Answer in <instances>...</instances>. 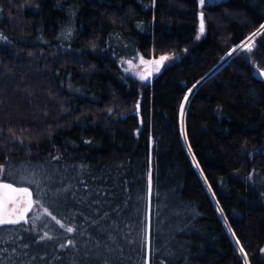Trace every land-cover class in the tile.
I'll return each mask as SVG.
<instances>
[{"label":"trees","instance_id":"1","mask_svg":"<svg viewBox=\"0 0 264 264\" xmlns=\"http://www.w3.org/2000/svg\"><path fill=\"white\" fill-rule=\"evenodd\" d=\"M262 25L264 0H0V179L35 197L0 264H264Z\"/></svg>","mask_w":264,"mask_h":264},{"label":"snow or ice","instance_id":"2","mask_svg":"<svg viewBox=\"0 0 264 264\" xmlns=\"http://www.w3.org/2000/svg\"><path fill=\"white\" fill-rule=\"evenodd\" d=\"M203 2V0H201ZM264 28V25L261 26ZM204 31V22L203 18H201L200 24V32L203 33ZM165 59L164 57L161 58L162 60ZM160 62H157L159 64ZM157 70L158 67H157ZM145 77H141L144 79ZM187 99V97H185ZM11 210L9 209V206ZM33 205L32 200V193L29 192L27 188H16L13 187L11 184L8 183H0V224H15L19 223L21 220L24 219L25 214L31 210ZM10 216H16V218H10ZM59 223V221H57ZM66 231L72 232V228H67ZM239 243V241H237ZM243 252V248L240 249ZM247 264V261H245Z\"/></svg>","mask_w":264,"mask_h":264},{"label":"rangeland","instance_id":"3","mask_svg":"<svg viewBox=\"0 0 264 264\" xmlns=\"http://www.w3.org/2000/svg\"><path fill=\"white\" fill-rule=\"evenodd\" d=\"M256 33L257 32L250 35L239 47H241L245 44H248ZM228 57H229V55L226 58H228ZM137 60L138 59L120 60L121 69L123 72L130 74L136 78H141L142 76L146 78L148 76L147 73L149 71L153 70L151 62L150 63H147V61L138 62ZM155 63H156V60H155ZM157 66H158V64H157ZM15 183L16 184H25L24 181H21V180H16ZM39 215H40V213L35 212L33 214V217H37ZM119 232L120 231H119L117 225H114V226L111 225L110 230H107L105 232V237H104L105 244H102L98 250H105V252H107L111 255L117 254V252L120 251V249H121L119 247V243H120V240L122 238V233L119 234Z\"/></svg>","mask_w":264,"mask_h":264},{"label":"water","instance_id":"4","mask_svg":"<svg viewBox=\"0 0 264 264\" xmlns=\"http://www.w3.org/2000/svg\"><path fill=\"white\" fill-rule=\"evenodd\" d=\"M201 18H203L202 13H199V15H198V25H199V30H200ZM203 22H204V20H203ZM157 62H160V63L158 64V67H159V68H162L163 60H162V62H161V58H157V59H156V63H157ZM147 74H151V71H149ZM256 75L259 76V77H263V78H264V72H263V71H259V72H257ZM0 183H8V184H11L13 187H16V188H27V189L29 190V192L32 193V200H33L32 208H31L30 211H28V212L25 214V217H24L23 220H21L19 223H15V224H11V223H9V224H0V227H1V226L19 225V224H25V223H27L28 218H29V215H30V213H31V211H32V209H33L34 202H35L34 193H33V190L31 189V187L28 186V185H25V184H16V183H13V182H11V181L4 180V179H0ZM11 207H12V206L10 205V206H9V209H10V210H11ZM10 218H13V219H14V218H16V216H10Z\"/></svg>","mask_w":264,"mask_h":264},{"label":"bare ground","instance_id":"5","mask_svg":"<svg viewBox=\"0 0 264 264\" xmlns=\"http://www.w3.org/2000/svg\"><path fill=\"white\" fill-rule=\"evenodd\" d=\"M181 123L183 124V116L180 118Z\"/></svg>","mask_w":264,"mask_h":264}]
</instances>
